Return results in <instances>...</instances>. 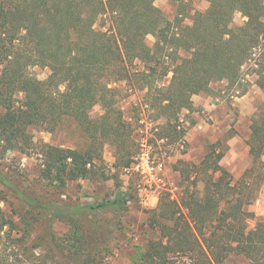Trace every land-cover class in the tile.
I'll use <instances>...</instances> for the list:
<instances>
[{
  "label": "trees",
  "instance_id": "obj_1",
  "mask_svg": "<svg viewBox=\"0 0 264 264\" xmlns=\"http://www.w3.org/2000/svg\"><path fill=\"white\" fill-rule=\"evenodd\" d=\"M155 1L0 0V149L37 154L42 180L61 191L95 172L106 144L124 163L133 126L118 106L116 85L131 75L146 91L148 111L165 118L164 129L177 138L185 136L177 122L193 108V97L209 94L212 82L239 81L246 64L259 65L255 83L264 93V61L254 58L264 40V0H206L208 9L190 26L168 22ZM236 13L244 15V25L233 26ZM106 16L111 28L96 29ZM149 35L154 48L146 43ZM135 63L140 66L131 74ZM35 66L48 68L50 76L33 77ZM96 106L102 114L94 119ZM68 120L89 138L85 150L34 144L31 128L54 132ZM250 131L251 163L237 179L215 147L200 164L182 162V196L159 200L150 223L158 239L148 241L133 264H225L231 256L264 264V222L250 229L256 215L246 209L264 187V107ZM0 183L49 229L56 221L70 225L74 253L96 239L83 229L88 216L128 207L124 190L110 200L73 205L29 196L1 171ZM12 223L0 207V231Z\"/></svg>",
  "mask_w": 264,
  "mask_h": 264
},
{
  "label": "rangeland",
  "instance_id": "obj_2",
  "mask_svg": "<svg viewBox=\"0 0 264 264\" xmlns=\"http://www.w3.org/2000/svg\"><path fill=\"white\" fill-rule=\"evenodd\" d=\"M155 6L162 11L168 22L190 26L195 14L206 11L209 3L206 0H156ZM245 21L244 15L236 13L233 26H242ZM106 28H111L110 16L104 17L96 24L98 30ZM146 43L154 48L155 38L152 35L147 36ZM260 47V50L254 51V58H259L258 62L264 61V40ZM135 66L140 65L135 63L131 68V74L136 69ZM258 66L255 61L246 64L239 81L235 83L224 81L230 90L235 89L239 94L250 90L251 108L245 117L240 120L239 115L234 113L220 134L208 132L201 148L193 153L191 145L184 139L185 136L177 138L175 134L164 129L165 118L157 120L154 112L148 111L146 91L140 90L133 75L130 80L121 81L116 85L119 91L118 106L123 111L125 119L133 126L127 147L129 153L124 161L125 164L129 163L128 167L117 159L114 146L106 144L102 152L103 159L96 165L94 173L86 179L68 182L66 187L58 191L42 180L41 161L37 154L16 150L4 152L0 149V171L29 196H35L45 202L63 201L83 205L110 200L117 191L124 190L128 200V207L122 212L105 210L88 216L83 229L86 234H91L93 239L95 237L96 239L84 245L78 253H74L71 242L76 238V234L72 237L73 229L70 225L56 221L49 229L34 212L6 192L0 183V191L5 197L0 207L13 222L0 231V264H133L134 259L146 249L148 241L158 239V233L151 228L150 223L159 200L164 196L175 200L182 196L184 190L180 174L182 162L200 164L207 151L215 147L217 151L224 152L221 161L223 167L227 161L237 168V173H231L235 179L239 178L243 170L250 165L248 146L250 123L264 107V93L255 83L257 75L254 70L259 69ZM29 72L38 80H46L51 74L48 68L39 66L32 67ZM170 78L171 75L164 83L167 84ZM211 93L212 91L209 94ZM232 94L237 95L234 92ZM22 98V93L16 94L17 100ZM204 110V107L195 106L193 103L191 110H185L179 115L178 130L184 131L186 135L189 129L196 128L205 121V125L212 131L214 123L208 118V113L203 112ZM101 114L100 106L90 111V116L94 119ZM30 133L36 145L50 144L81 151L89 145V138L72 120L65 121L54 132L33 127ZM162 136L167 137L165 138L167 144L159 141ZM143 138L151 145L156 160H165L162 176L168 188H173V193L166 188L150 192L144 190L147 184L143 183L135 170L131 169L136 163L135 158L141 152ZM232 142L234 145H230ZM232 147H235V153L230 152ZM189 154L191 158L187 159ZM146 193L150 194L149 205L143 204L141 200V196ZM259 200L261 201L258 202ZM250 209L256 215V218L249 222L250 229H253L257 222H264V187L259 199ZM225 264H247V261L242 257L231 256Z\"/></svg>",
  "mask_w": 264,
  "mask_h": 264
},
{
  "label": "crops",
  "instance_id": "obj_3",
  "mask_svg": "<svg viewBox=\"0 0 264 264\" xmlns=\"http://www.w3.org/2000/svg\"><path fill=\"white\" fill-rule=\"evenodd\" d=\"M156 41V39H155ZM211 94L201 93L193 97V103L195 106L204 107L203 112H207L208 118L211 119L214 123L212 131L205 125V121H202L196 128L189 129L184 139L191 145V152L193 153L196 149H200L202 146V141L205 140L207 133H216L220 134L221 129L225 125H228L230 117L235 113L239 115V119L241 120L246 112L250 110V90L243 92L241 94H237L236 96L232 93L236 91L235 89L230 90L228 84L224 81L219 82L215 81L211 84ZM239 93V91H237ZM229 96V97H228ZM228 97V99H227ZM230 127V126H229ZM199 130V131H198ZM201 130V131H200ZM234 142L230 145H234ZM235 147H232L230 152L235 153ZM191 158V154L187 156V159ZM226 161V160H225ZM201 162V161H200ZM224 167L230 173H237V168L233 166L230 162H224ZM259 200L258 202H260ZM252 206H249V211H253L250 209Z\"/></svg>",
  "mask_w": 264,
  "mask_h": 264
},
{
  "label": "built area",
  "instance_id": "obj_4",
  "mask_svg": "<svg viewBox=\"0 0 264 264\" xmlns=\"http://www.w3.org/2000/svg\"><path fill=\"white\" fill-rule=\"evenodd\" d=\"M256 50H260V48H257L254 51ZM234 93L239 94L235 91ZM159 141L163 144H167L166 139H160ZM152 150L153 149L148 140L143 138L141 141V152L135 158L136 163L131 169L135 170L137 177H139L143 183L147 184V187H145L144 190L150 192V190L153 191L166 188V190L173 193V188H168L162 176L165 167V160H156V157L152 154ZM141 200L145 205L151 204L150 194L146 193L141 196Z\"/></svg>",
  "mask_w": 264,
  "mask_h": 264
}]
</instances>
